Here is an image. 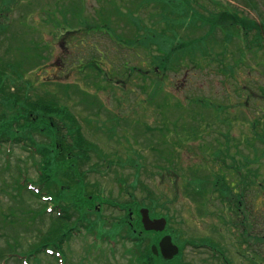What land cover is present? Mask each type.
<instances>
[{"label": "rangeland", "instance_id": "374dc122", "mask_svg": "<svg viewBox=\"0 0 264 264\" xmlns=\"http://www.w3.org/2000/svg\"><path fill=\"white\" fill-rule=\"evenodd\" d=\"M225 9L232 13L229 15L225 12L227 15L224 16L221 13H224ZM217 11H222L221 15ZM210 13L213 16H209ZM201 14L210 21L203 26L204 31H211L213 18L222 24H227L232 18L234 24L231 25V31L238 33L240 26H247L250 22L243 21L245 18L257 21L254 22L257 27L259 22L263 23L261 21H264V0H0V23L6 30L3 38H0V64L9 66L15 59H30L32 62L29 66L20 65L22 67L11 73L10 77L14 78L16 83H21L22 87L27 80L31 81L33 85L23 89L33 97L40 96L45 100H57L60 104L68 105L77 123L81 125L84 136L108 154V159L112 161L108 170L104 169L103 165L100 174L88 173L87 177L92 182L95 181L94 192L102 198L126 203L130 207L151 205L155 213L170 217L169 226L174 231L181 228L185 236L190 235L196 239L211 238L221 244L236 239L233 233L224 231L219 221L223 214L212 180L217 178L220 184H229L230 192L238 194L248 183L247 177L250 178L251 186L246 191L244 208L248 209L251 218L258 216V222L263 223L264 147L260 141L248 144L247 137H253L254 133L249 132L245 120L228 117L227 119L235 118L236 127H232V134L226 126H221L220 130L226 129L232 136L235 135L234 139L239 137V133H245V137L243 135L241 138L243 147L240 149V154L244 155H238L232 150L241 161L233 163L232 168L222 170L217 169L213 158L209 157L207 169H204V155L226 153L223 148L205 146L201 138L202 134L213 129L212 124L220 117H188L181 114L182 109L178 103L187 107L188 98L210 99L219 106H230V113L240 115V112H246V117L251 119L255 117L252 112L254 103H257L264 123V55L256 47L252 50L243 48L242 37L234 35L235 40L232 46H227L228 51L231 53L234 50L237 59L246 63L239 68L233 66V74L239 81L236 84L231 79L225 82L218 74L215 62H207L200 67L202 61L198 58H195L194 67L186 63V67L181 69L179 67L165 70L156 67L153 63L156 57L167 54L164 62L169 64L172 48H177L179 42L198 38L196 31L186 29L192 20L198 19ZM61 33L74 48L68 49L66 40L62 45L61 41L64 39L54 38ZM208 40L211 41V38L208 37ZM161 42L163 48L159 49L160 55L155 45ZM237 46L244 50L237 52ZM8 47L10 49L5 53ZM177 52L178 50H173L172 54ZM122 54L127 57L120 56ZM226 57L229 64H233L231 55ZM95 64L99 67L96 68ZM63 65L65 72L61 71ZM138 68L147 69L151 77L141 80L142 75ZM78 69L85 70L79 72ZM153 69L158 73L153 74ZM133 70L136 74L127 77L125 84L121 83L126 76L119 72ZM17 72L27 73L24 82L16 78ZM57 75L62 79L56 78ZM155 78L161 80L162 92L158 97L161 98L162 105L161 108L153 110L155 104L150 101V92L153 89L150 80ZM237 87L244 88V98H238L235 92ZM3 88L4 83L0 84V89ZM226 88L230 91L227 92ZM168 94L178 97L170 98ZM96 99L102 108L100 111L96 106ZM245 100L249 103L247 109L243 107ZM109 119L112 124L107 128ZM258 135L264 136V129ZM213 136V132L208 133L205 140L212 141ZM193 142H196L197 147L190 146ZM11 151L10 164L7 163L5 155L0 154V203L4 208L16 207L18 211L19 205L12 195L11 185L16 176L17 158L24 156L19 147H14ZM160 154L164 155V161L166 155L167 159L172 158L171 161L164 163ZM134 162L140 166L137 167V177L134 176ZM214 163L218 164L220 161L214 160ZM154 164L161 165V168L156 169ZM5 165L6 170L3 168ZM24 166L28 170L27 175L35 177L30 160H27ZM189 167L196 170V176L202 177L204 184L208 182L216 193L211 192L210 196L207 185L203 194L196 197L197 200L211 199L209 203H202L206 212L200 211L201 205L186 195L190 187L183 182L181 176ZM119 177L124 178L125 187L136 197L135 203H128V195L118 191L116 179ZM173 181H176L175 184L170 183ZM146 191L150 195L147 196ZM149 196L154 198V203L150 202ZM24 203L27 208L38 206L31 200L30 203L28 200ZM100 208L104 216L119 215L116 209L106 204ZM47 221L48 219L44 221L45 224ZM0 223L3 228L0 230V250H5L3 240L7 237L12 239L14 235L12 230L5 227L14 224L20 228L23 220L21 215L16 213L9 216L1 213ZM169 232L173 242L178 244L179 240L170 228ZM20 238V251L24 252L30 247V240L34 237L32 234H24ZM91 241L90 237L84 235L74 237L65 244L68 262L129 264V257L125 252L129 244H116L113 251L108 249L112 252L110 253L105 250L108 248L105 244L94 248V245L90 244ZM203 258L193 253L192 249L186 248L181 260L183 259L184 264H214L213 261ZM29 264L53 262L41 256L38 261H31Z\"/></svg>", "mask_w": 264, "mask_h": 264}, {"label": "trees", "instance_id": "16d2710c", "mask_svg": "<svg viewBox=\"0 0 264 264\" xmlns=\"http://www.w3.org/2000/svg\"><path fill=\"white\" fill-rule=\"evenodd\" d=\"M250 25H252V27H254L259 34L260 29L253 21H250ZM189 28L193 31L191 26H189ZM198 30L200 31V27ZM261 30L264 32V23H262ZM215 33L216 32H214V34ZM199 34L200 32H198V36ZM205 36H207V34L202 33L199 39H207ZM209 38L212 40V50H209L211 52H208L210 43L204 42V44H202L201 40L198 42L200 50L202 52H208H205V54L202 53V55L198 57V60L202 61V63L199 64L200 67L207 62L210 63V61H216L220 64V66H223L224 61L226 60L225 56H227L228 53L226 48H221V50L214 49L217 48L216 46H224L226 43V37L221 38L213 35ZM228 41L230 42L231 39H228ZM252 42L253 40L247 38L246 46L248 47V45ZM193 58L194 57L190 60L193 64H195ZM27 63L28 61L26 62L25 59H15L10 65L8 71L9 74L11 75V73L16 72L22 67L20 65H27ZM162 65L166 66V63H163ZM5 71L6 69L0 66V79L5 81L4 88L0 89V144L1 142L9 141L16 143L22 141L26 142L33 151V154H35L38 158L36 165V181L38 182L41 190L45 189L50 192V186L53 183L54 203L60 209L59 211L61 215L54 220L53 229L47 231L46 235L43 232L40 235V239L42 241L48 239V242L54 248H60L64 231L71 232L73 229L75 230V228H78L81 224H84L85 220L89 221L91 218L92 201L87 199L88 197L84 189L86 185H84L86 174L83 173V167L86 165L92 166L94 163L92 156L97 155L94 151L93 145H91L83 137L79 124L76 119L72 117L73 115H70L67 108L58 107L54 102H51V100H45L40 96L37 98L33 97L30 92H22L25 88L23 89V87H21L20 90L18 87L19 84L16 83L15 79L10 77ZM5 74L8 75V79H4ZM225 74L226 70L223 72L224 76ZM153 81L155 83L157 82L156 80ZM11 85H14L12 87L15 88L16 91L10 92L8 88ZM228 107L229 106L213 107L209 101L205 100V103L201 104V101L198 100L197 102H193V108L187 107V110L191 113L195 111L194 117H208V112L210 111L214 112L212 113L215 117H241L236 114L230 115L229 110L227 109ZM180 108H182V110L186 109L183 104H180ZM237 110L239 111V108H237ZM65 115H67V118ZM51 117L55 120V122ZM224 118L222 119L228 123L229 120ZM260 118L261 119L252 118L247 120L250 123L248 129L254 133L252 139L259 138V131L264 129V123H262L263 117ZM60 122L64 124L63 126H65L66 132H64L61 128H53V125L56 126ZM36 134L41 137L39 140L35 138ZM221 145L224 146L225 143H222ZM222 155L224 154L220 152L214 156V160L220 161L218 164L215 163L219 170L227 167L224 165L225 163ZM95 164L96 162L94 165ZM94 165L92 166L93 168ZM185 174L186 173L184 172L182 176L185 177ZM190 176L194 177V175ZM218 177L220 176L218 175ZM21 178L24 177L21 176ZM189 186L196 188L191 184H189ZM220 192L222 200H226V192L222 189ZM118 225L126 226L128 237H133L132 241L134 243H137L138 241L141 243L143 242V236L128 228L126 218H123ZM87 228V230H93L95 225L90 223ZM132 228H140L138 220L134 223ZM138 247L139 244L137 243L134 249V259L136 264H154L155 261L154 258H152L149 248L145 246L142 251Z\"/></svg>", "mask_w": 264, "mask_h": 264}, {"label": "flooded vegetation", "instance_id": "af4514ba", "mask_svg": "<svg viewBox=\"0 0 264 264\" xmlns=\"http://www.w3.org/2000/svg\"><path fill=\"white\" fill-rule=\"evenodd\" d=\"M235 231V229H233ZM240 238V237H239ZM262 242L236 240L218 243L214 248V264H256L263 251Z\"/></svg>", "mask_w": 264, "mask_h": 264}, {"label": "water", "instance_id": "95a60500", "mask_svg": "<svg viewBox=\"0 0 264 264\" xmlns=\"http://www.w3.org/2000/svg\"><path fill=\"white\" fill-rule=\"evenodd\" d=\"M142 213V222L144 224L145 229L148 230H162L165 226V220L164 219H158V220H150L148 216L147 210H141ZM161 251L165 258H172L171 256L177 254V248L171 244V239L169 236L164 237L161 242L160 246Z\"/></svg>", "mask_w": 264, "mask_h": 264}]
</instances>
